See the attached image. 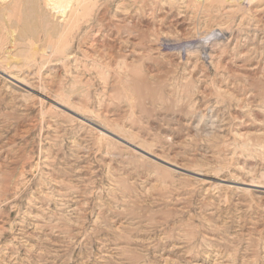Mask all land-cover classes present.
<instances>
[{
    "label": "rangeland",
    "instance_id": "1",
    "mask_svg": "<svg viewBox=\"0 0 264 264\" xmlns=\"http://www.w3.org/2000/svg\"><path fill=\"white\" fill-rule=\"evenodd\" d=\"M252 181L264 0H0V264H264Z\"/></svg>",
    "mask_w": 264,
    "mask_h": 264
},
{
    "label": "bare ground",
    "instance_id": "2",
    "mask_svg": "<svg viewBox=\"0 0 264 264\" xmlns=\"http://www.w3.org/2000/svg\"><path fill=\"white\" fill-rule=\"evenodd\" d=\"M261 11V10H260ZM210 35V34H209ZM203 46L206 44V42H200ZM194 45V44H193ZM9 79L10 80H12L14 83H16L20 88H22V89H25V90H27V91H31L30 90V88H29V86L28 85H26L22 80H20V79H18V78H16V77H13V76H11L10 75V77H9ZM56 106H60L61 107V105L59 104V103H56ZM63 106V105H62ZM65 107V106H64ZM88 121V120H87ZM89 122L90 123H92V124H94V122H92L91 120H89ZM200 125V124H199ZM99 127V126H98ZM103 129H105V130H107L108 132H110V133H113V132H111L110 130H108L107 128H104L103 126H101ZM100 127V128H101ZM144 151H146V150H144ZM153 156H155V158H157L158 160H161V161H163V162H166V161H164V160H162V159H160L158 156H156V155H153ZM167 163V162H166ZM169 164V163H168ZM174 166V165H173ZM176 168H178V169H180L181 170V168L180 167H178V166H175ZM224 182V181H223ZM238 184H241V183H238ZM218 185V184H217ZM242 185H244V186H246V187H248V188H250V189H252V190H256V191H259V192H264V185H262V184H260V183H256V182H253L252 181V183H248V184H245V183H242Z\"/></svg>",
    "mask_w": 264,
    "mask_h": 264
}]
</instances>
